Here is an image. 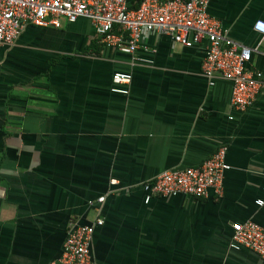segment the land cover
Instances as JSON below:
<instances>
[{"label":"crops","instance_id":"obj_1","mask_svg":"<svg viewBox=\"0 0 264 264\" xmlns=\"http://www.w3.org/2000/svg\"><path fill=\"white\" fill-rule=\"evenodd\" d=\"M208 11L264 72V0H212ZM206 44L155 30L123 52L80 17L27 24L1 47L0 264H51L72 223L99 217L93 264H264L231 247L235 223L264 226V83L233 109L232 82L203 72ZM118 71L132 74L118 85L127 93L113 91ZM221 145L231 165L221 196L145 201L146 181L199 166Z\"/></svg>","mask_w":264,"mask_h":264},{"label":"built area","instance_id":"obj_2","mask_svg":"<svg viewBox=\"0 0 264 264\" xmlns=\"http://www.w3.org/2000/svg\"><path fill=\"white\" fill-rule=\"evenodd\" d=\"M211 1L141 0L134 6L133 0H0V49L14 44L27 24L60 27L63 19L74 22L80 17L92 22L104 45L133 54L141 47L144 33L155 30L187 47L206 40L204 74L211 84L217 76L230 80L231 106L244 111L256 100L264 72L250 68L253 49L229 38L221 22L210 15ZM255 27L264 37V21H257ZM131 80V73L115 72L113 91L127 93L118 85ZM227 150V145H221L199 166L167 170L146 181L145 201L155 195L208 197L211 191L221 196L225 171L231 167ZM103 199L99 197V201ZM256 203L262 205L264 201L257 199ZM103 222L99 217L93 224L72 223L62 254L51 264H93L91 241L95 225ZM233 226L231 247L248 248L264 259V226L251 220Z\"/></svg>","mask_w":264,"mask_h":264},{"label":"trees","instance_id":"obj_3","mask_svg":"<svg viewBox=\"0 0 264 264\" xmlns=\"http://www.w3.org/2000/svg\"><path fill=\"white\" fill-rule=\"evenodd\" d=\"M140 1H141V0H138V3H139ZM138 3H135V4H134V6H137V5H138Z\"/></svg>","mask_w":264,"mask_h":264}]
</instances>
